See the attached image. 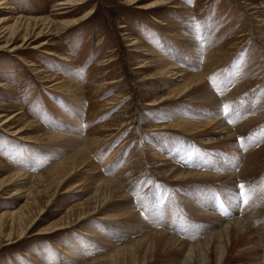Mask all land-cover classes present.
<instances>
[{
	"label": "rangeland",
	"instance_id": "1",
	"mask_svg": "<svg viewBox=\"0 0 264 264\" xmlns=\"http://www.w3.org/2000/svg\"><path fill=\"white\" fill-rule=\"evenodd\" d=\"M135 1L0 0V123L22 111L41 130L62 138L37 142L26 139L35 130L18 135L0 126V161L35 177L89 147L100 172V177L75 174L50 205L55 187L40 188L44 214L22 239L18 226L11 229L5 218L0 264H91L150 240L155 232L194 245L234 220L257 233L260 250L242 254L228 249L224 264L264 263V160L256 174L243 172L247 158L264 148V0H174L150 11ZM17 17L71 24L54 26L43 37L37 35L42 27H33L24 41L25 27L13 33ZM8 42L14 45L4 48ZM135 42L139 45L132 46ZM159 58L184 72L203 73L219 106L168 98L186 79L156 75ZM151 100L159 103L151 105ZM177 108L190 113L180 114ZM188 119L224 122L237 133L234 146L205 144L212 132L197 137L170 127ZM162 156L190 172L236 180L177 182L157 170L166 162ZM5 177L0 173V182ZM98 178L122 183L129 205L111 204L100 215L44 233L71 218L89 197L88 186L80 184ZM17 183L6 188L18 192L10 199L6 190L0 191V217L25 204L31 185ZM129 206L138 219L108 218ZM176 246L139 260L182 264L186 259ZM209 258L215 264L212 254Z\"/></svg>",
	"mask_w": 264,
	"mask_h": 264
},
{
	"label": "bare ground",
	"instance_id": "2",
	"mask_svg": "<svg viewBox=\"0 0 264 264\" xmlns=\"http://www.w3.org/2000/svg\"><path fill=\"white\" fill-rule=\"evenodd\" d=\"M144 1L145 0H136L134 4L143 10L150 11L174 2V0H156L148 4H144ZM71 3L72 2L61 3L60 6H66V5L70 6ZM5 7H3L2 9H7ZM70 24H71L70 22H63L59 24L57 22H54L50 18L33 19V18L17 17L16 26L13 30V33H16L18 30H20V27H25L26 32L22 36V38L25 41V39L28 37L33 27L36 28L38 26L42 27V29L37 35L38 37H43L45 33L54 32V26H57L59 29L60 27H66L67 25ZM12 45H14V43L10 44V42H8L4 46V48H7L9 46L12 47ZM24 45L25 44L23 43V45L15 49L19 51V49L20 50L23 49ZM134 45L138 46L139 44L137 42L132 43V46ZM156 65H155L157 71L156 75L158 76L165 75L164 77H167V76L179 75L178 77H183V78L185 77L186 79V81H182L184 82L183 83L184 85H182L178 90L169 93L168 98L171 99H174L176 97L186 98L188 102L192 101L194 103L204 104V106L207 105L212 107L213 109L219 106V102L215 98L216 96H214L213 93H211L204 80L205 76L203 73L190 74L184 72L180 70L178 66L173 64V62L162 60L160 58L156 62ZM71 88L73 89V87ZM149 102L151 105H157L159 103L152 100ZM185 111H186L185 109L180 110L177 108L175 112H181L180 114H184V115L190 113ZM15 124L17 125L15 126ZM0 126L8 130H11L13 131L14 134H18V135H22V133H24L27 129L35 130L37 134L31 137H26V139L29 140L34 139L37 142L38 141L52 142L55 139L56 140L62 139L61 137L54 136L44 130H41V128H39V126H37L32 120H29L22 111L12 116L9 117L7 116L5 120H3L0 123ZM170 127L180 130L184 133H187L188 135L190 134L192 136H197V135L201 136L202 134L212 132L214 136L211 137L210 139H207L205 144H210L215 146L226 147L229 144H231V146H234V141L237 140L236 136H234L237 133L235 131L232 132V129L229 128L224 122L222 123V121L197 123V122H191L190 119H188V120H181L178 123L176 122L175 124L170 125ZM85 146L88 147L87 145ZM162 158L163 159L161 160L162 161L165 160L166 162L160 164L159 166L156 165L158 167L157 170L163 176L170 178L171 180L173 179L177 182H188L193 180H210V179L212 180L213 178L216 177L220 179L219 182H222L223 184L230 183L231 181L233 182L236 180L234 176H229V178L225 179L223 177L213 176L212 174L190 172L185 169H182L177 165H173L171 162L169 163L164 156H162ZM263 160H264V148L260 150L257 157L252 156L247 158L246 164L243 167V172L246 173V175L256 174V172H258L262 167ZM79 172L87 173L88 175L91 176L100 177L99 176L100 172L98 170V167L90 159L89 147L88 149L82 147L81 149L77 150L75 154H73L67 160H64L55 167L51 168L45 174L35 177L26 176L23 172H14L12 171L10 166H7L3 164L2 161H0V173L2 175H6L5 179L2 180V182H0V191H5L6 188L9 187L10 184L14 182H18V183L29 182L28 185L29 184L31 185L27 189L25 195L26 202L22 206L20 211L11 214H4L0 217V229L4 226L3 221L5 220V218H10L9 227L12 229L14 228V226L15 228L16 226H18V228L20 229L19 238L22 239L24 235H26L27 230L34 224V221L36 222L37 218L44 214L45 206L43 207L41 203H38V200L40 198L39 192H41L39 189L43 188V192H47L50 188L55 187L56 190L50 196V199L48 198L49 201H47L46 203L47 205H50L55 198L54 195H56V192L60 190H64L65 188H67L66 187L67 184L73 183L74 180L72 178L75 176V174H78ZM81 185L88 186L85 187L86 190H84V191L90 190V192L87 193L89 196L88 199L83 204L75 207L72 210L71 212L72 216L70 219L66 220L67 222L61 221L59 224H56L50 227L49 229L47 228L43 230L44 233H52L57 230L65 229L76 223L83 222L85 219H87L90 216L100 215L102 210L106 209L111 204L115 206L118 202H124L127 205H129L127 194L123 191V184L113 179L98 178L95 180L93 179L90 182L89 181L86 183L82 182L80 186ZM13 191L14 190L5 191L7 192L6 194L10 195L7 199H10L13 196L18 195V192L16 193ZM34 207L37 209L36 211L37 216H34L33 213ZM111 208L113 207L111 206ZM131 208H132L131 206L125 207L123 210H119L120 213L119 215L117 214V216L115 215L114 217L108 216V218H112V219L118 218L124 221L126 219H138L139 214L137 212H134V210H131ZM106 215H108V213ZM209 216H215V215L210 214ZM28 223L30 224L28 225ZM155 233H157V235L152 239L149 238L150 240H146V241L144 240L143 242L141 241V243L139 244L136 243L137 245L132 248L124 249L125 248L124 247L123 248L124 250H120L119 252H116L117 254H115L114 256L111 255V257L105 258L103 260L100 259L91 264H98V263L128 264L129 262H130L129 264H143V262L139 260V258H141L143 255L145 256L155 251L170 252L173 251L176 245L180 246L178 253L182 254L183 257H185L186 259L185 262L182 261L183 262L182 264H196V263L209 264V262L211 261V259L209 258L211 254L214 256L213 261H215V264H224L225 259L229 253L228 249L234 251L237 250L239 253L242 254L243 253L257 254V252L260 250V244L258 243L257 233L241 220L231 221L227 226H225L219 232H215L212 236H210L203 242H199L198 244H194V245H187L186 243L181 242L178 239L168 236L167 234H164L162 232H155ZM11 236L12 235L10 233L9 237ZM9 241H11V238H9Z\"/></svg>",
	"mask_w": 264,
	"mask_h": 264
},
{
	"label": "snow or ice",
	"instance_id": "3",
	"mask_svg": "<svg viewBox=\"0 0 264 264\" xmlns=\"http://www.w3.org/2000/svg\"><path fill=\"white\" fill-rule=\"evenodd\" d=\"M225 114H227V106H225ZM238 187H239L241 190H243L244 187H245V185L240 184V185H238ZM240 195H243V191H241Z\"/></svg>",
	"mask_w": 264,
	"mask_h": 264
}]
</instances>
